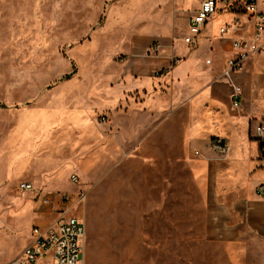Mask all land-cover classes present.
Wrapping results in <instances>:
<instances>
[{"label":"crops","instance_id":"crops-1","mask_svg":"<svg viewBox=\"0 0 264 264\" xmlns=\"http://www.w3.org/2000/svg\"><path fill=\"white\" fill-rule=\"evenodd\" d=\"M93 1H81L85 12ZM168 1L117 0L110 11L111 19H136L148 7L145 46L124 50L141 54L159 43V52L89 60L82 73L41 88L15 122L1 127L0 196L6 207L0 224L15 226L25 218L48 227L68 206L61 196L75 194L72 175L90 178L122 146L148 147V162L161 164L160 172H148V188L160 190L162 255L179 253L185 244L194 264L215 256L225 264H264V195L257 192L264 173L260 144L250 137L252 121L264 118V79L257 75L264 71V51L252 54L242 69L224 73L233 41L249 40L254 23L237 11L241 0L219 2L190 46L184 37L201 0H171V17ZM258 7L264 12V0ZM175 57L172 68L156 73ZM217 138L228 142L225 154L212 146ZM19 182L33 187L19 189ZM30 195L35 201L27 200ZM46 196L50 202L42 201ZM74 204L66 219L73 217Z\"/></svg>","mask_w":264,"mask_h":264},{"label":"rangeland","instance_id":"rangeland-1","mask_svg":"<svg viewBox=\"0 0 264 264\" xmlns=\"http://www.w3.org/2000/svg\"><path fill=\"white\" fill-rule=\"evenodd\" d=\"M81 1L0 0V143L1 127L15 122L23 105L41 88L82 73L81 65L89 60L148 57L147 49L135 55L124 50L145 46L148 7L141 18L111 19L117 0H94L86 12ZM168 3L171 17V0ZM161 5L162 9L166 6L165 2ZM163 22L170 25V21ZM178 22L174 20L172 27ZM257 75L264 79V71ZM160 171V163L148 162V147L122 146L90 178L69 182L74 198L77 192L86 193V200L75 202L71 211L72 218H83L87 226L83 264H194L186 257L185 244H180L179 253L162 255L160 190L148 188V172ZM32 199V195L27 197ZM1 201L0 196V215L4 213ZM151 204L157 205L156 210L146 211ZM33 225L25 218L15 226L0 224V264H14L15 256L29 242ZM201 261L225 264L216 256Z\"/></svg>","mask_w":264,"mask_h":264},{"label":"built area","instance_id":"built-area-1","mask_svg":"<svg viewBox=\"0 0 264 264\" xmlns=\"http://www.w3.org/2000/svg\"><path fill=\"white\" fill-rule=\"evenodd\" d=\"M261 0H241L235 4L237 11L246 12L249 20L254 23L252 37L237 38L233 41L234 53L225 63V74H232L235 71L242 69L246 60L254 53L264 50V12L259 9L258 3ZM224 3L227 6L231 5V0H201L200 7L189 17L188 28L189 34L185 35L184 39L190 46L198 42V35L201 32L206 20L212 16L217 8L218 3ZM240 27L239 18L235 20L234 28ZM228 28L221 29L226 32ZM160 50V44H154L148 54H156ZM178 61V57L170 63L168 67L160 68L156 71L157 74H163L172 68L173 63ZM237 103V101H235ZM102 120L106 119V115L101 116ZM250 137L257 140L260 144L258 156L259 168L264 173V118L253 120L250 128ZM212 146L221 154H225L228 150V142L221 138L213 141ZM72 182L79 183L78 176L72 175ZM33 185L29 182H19V189H32ZM260 195H264V182L257 188ZM77 197L74 194H63L62 200L68 204L62 210L65 214L69 211L70 202H84L86 200L85 192H77ZM75 200H74V199ZM43 202H50L49 196L41 198ZM60 215L51 225L43 228L39 225H34L31 229V240L23 251L14 259V264H83L85 243L87 237V226L83 218L74 217L66 219L64 215Z\"/></svg>","mask_w":264,"mask_h":264}]
</instances>
